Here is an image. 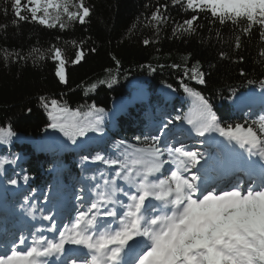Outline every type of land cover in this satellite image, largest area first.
<instances>
[{
  "label": "snow or ice",
  "instance_id": "1",
  "mask_svg": "<svg viewBox=\"0 0 264 264\" xmlns=\"http://www.w3.org/2000/svg\"><path fill=\"white\" fill-rule=\"evenodd\" d=\"M171 2L185 10L210 11L220 24L230 21L239 25L241 20H246V26L241 29L245 34L259 25L260 39L264 41V0ZM28 4L26 11L32 21L47 28L59 26L61 30L71 27L74 21L86 23L91 11L85 0H28ZM11 6L18 20L28 19L22 14V0H11ZM160 8L166 9L167 5H160L149 18L156 22L157 35L159 26L169 19ZM39 12L43 14L37 15ZM197 20L198 16L193 15L182 23L173 22V35L194 34ZM235 40L239 48L240 36ZM143 43L148 45L150 41L144 39ZM71 44L77 47L71 63L77 64L83 58V50L75 40ZM2 51L7 62L13 57L26 60L39 49L34 48L28 56ZM220 56L224 58L225 53L221 52ZM260 56L264 57V48ZM49 58L58 62L55 75L61 83H66L68 61L62 49L53 45ZM198 65L199 61L191 68L185 65L183 75L203 85L206 73ZM171 67L180 69L179 64ZM115 82V77H111L109 87ZM259 85L264 90V78L259 80ZM90 87L94 90L96 84ZM180 87L191 100L187 113L168 120L160 135H146L142 147L127 145L121 140L115 146L118 153L115 157L99 152L91 157L106 165L110 172L101 173L103 183H96L92 188L86 210L78 209L75 218L63 227L50 216H43L52 224L48 229L53 233L51 238L37 230L30 233V242L23 234L8 241L0 240V264H264V115L250 123L245 119L243 124H222L205 95L183 79ZM235 91L231 89L233 95ZM40 102L51 121L48 127L58 129L73 143L89 132H103L102 108L91 105L87 111H81L44 96ZM174 121L189 126L190 138H204L196 141L200 144L218 134L227 145L247 153L249 162L244 176L233 173L218 181L206 168L208 159L204 152L189 149L181 140L168 143L162 139L165 129ZM15 135L10 127L0 126V144L10 143ZM251 157H258L259 163L252 162ZM88 159L83 157L85 161ZM12 163L15 161L0 159V170ZM9 183L15 185L17 180L11 179ZM66 246H75V249Z\"/></svg>",
  "mask_w": 264,
  "mask_h": 264
},
{
  "label": "trees",
  "instance_id": "2",
  "mask_svg": "<svg viewBox=\"0 0 264 264\" xmlns=\"http://www.w3.org/2000/svg\"><path fill=\"white\" fill-rule=\"evenodd\" d=\"M85 3L91 10L87 22L74 21L71 27L61 30L59 26L47 28L32 21L26 11L28 0H22V14L28 17L25 21L15 17L11 0H0V126L10 127L16 133L10 143L0 144V159L15 161L5 165L0 176L6 188L11 185L9 180L15 179L20 191L62 192L68 181L80 174L88 180L89 176L97 179L102 172L109 173L106 165L91 157L98 152L115 157L118 154L115 146L121 140L142 147L149 120L164 125V119L171 120L189 111L187 103L167 100L164 92L155 95L168 85L177 95H183L182 79L209 99L222 124L253 120L251 115L244 116L231 107L229 101L248 89L260 88L259 80L264 78V57L260 56L264 41L260 39L259 25L245 34L241 29L246 20L239 25L230 21L220 24L210 11L185 10L171 0H85ZM162 4L167 8L160 11L169 19L159 26L157 35L156 22L149 18ZM193 15L198 16L194 22L197 31L174 36L173 22L182 23ZM237 35L239 48L235 46ZM144 39L150 43L144 45ZM73 40L83 50V58L77 64L71 63L77 50L71 44ZM53 45L60 47L67 58L66 83L55 75L58 62L49 58ZM34 48L39 52L26 60L15 57L4 60L2 50L28 56ZM221 52L225 53L224 58ZM41 54L43 59L35 58ZM197 61L199 69L206 73L203 85L183 75L185 65L191 68ZM172 64H179L180 69L172 68ZM111 77L116 82L109 87ZM139 78L146 81L130 88L129 83ZM249 80L253 83L249 84ZM92 84H96L94 90ZM231 89L236 90L235 95ZM41 96L55 98L81 111H87L91 105L102 108L103 132H89L73 143L58 129L48 127L51 121L40 102ZM176 126L179 125L173 127ZM84 156L89 159L83 160ZM50 169L53 173H48ZM22 196L20 193L13 196L10 205H19L25 199Z\"/></svg>",
  "mask_w": 264,
  "mask_h": 264
},
{
  "label": "rangeland",
  "instance_id": "3",
  "mask_svg": "<svg viewBox=\"0 0 264 264\" xmlns=\"http://www.w3.org/2000/svg\"><path fill=\"white\" fill-rule=\"evenodd\" d=\"M50 12L52 11L51 9L49 10ZM40 15H42V12H39ZM146 81V79L144 78H140V79H136L130 82L129 87L130 88H137L140 84L144 83ZM165 93L166 95V99L170 100V99H178L180 101V103L185 104L187 103L189 105V108H191V100L190 98L183 93V95H177L172 89L168 88V87H161L158 91H156L155 95L156 96H160L162 93ZM262 92H264V90L262 89H257V90H249L243 94L238 95V97H234L230 102L231 105L233 106H239L240 108H245V112H249L247 109L252 108L254 109L253 112L256 113V115L260 114V115H264V110L259 111L257 109V105H264V95H262ZM250 106V107H249ZM252 106V107H251ZM244 113V112H243ZM185 114V113H184ZM183 114V115H184ZM152 120H149L148 123H150ZM184 126V128L180 129L182 132L178 131H172V132H165L166 135L164 137H162V139H167L168 143H176L177 140L183 141V143L185 145H187L189 147V149L191 150H195V151H201L204 152L206 154V151H210L212 150V146L211 147H206V146H210V145H206L203 147H200L198 145H196V143H193L195 140L190 138L187 132L188 129V125L186 124H182ZM153 126V125H152ZM151 126V128H152ZM159 123H156V127H153L152 129L150 128V134L151 135H160V129L162 127H159ZM149 129V128H148ZM181 135V137H177L176 136ZM226 143V142H224ZM220 144V143H218ZM179 146V145H177ZM223 146V145H222ZM224 146L229 147V145L225 144ZM214 149L216 150V148L214 147ZM212 155L211 157L207 156L206 159H208V165L206 166V168L209 170V172L214 176V177H218V181H221L222 179H226L228 177H231L233 175V173H235L236 175H239L241 177L244 176L245 174V170L240 171V170H235V171H231L232 166L234 167L233 164L237 163V160L234 159L233 163L230 162H225L223 160H221V158L219 156L216 157L215 155V151H211ZM248 157V156H247ZM232 159V156L229 160ZM221 162V164H223V166L220 168L218 165L219 162ZM201 164H203V161H201ZM228 168V169H225ZM193 171H195V169H193ZM231 171V172H230ZM50 173V172H49ZM190 175V174H189ZM72 177V176H71ZM103 182V181H102ZM123 183V182H121ZM14 186V185H13ZM0 189L3 190L2 195H0V198L4 199V197H8V195H14L15 193H17L18 188L17 187H13L10 190H7L1 183H0ZM42 195L43 197H41L40 199L43 201L40 205V207L38 206V199L40 196ZM27 199L26 202L24 203V209H21L16 213H14V221L11 220V218L9 217L8 213L2 214L3 217L0 216V240H4V241H8L11 240L13 238V236L17 237L18 234L16 233V230L14 229V231H11V228L9 226V222L11 223V227L14 226V228L16 227V225H20V222H22L21 224H23V221H25L24 219H26L28 216L31 218L30 220L33 222H44V224H46L47 227H50L52 224L48 221V220H44L43 219V214L44 216H50L52 217L55 214V210L61 211L62 212V208L61 205L58 204L55 208H52L51 204L49 203V201H47L48 199V195L46 194H40V193H36V192H32L29 193V195H26ZM51 197V196H49ZM57 197V196H55ZM92 197V195H87V198L85 201H88L90 203V198ZM62 197L58 198V200H61ZM53 201H57L56 199H53ZM4 207H3V206ZM2 205H0V212H4V211H8V204L6 206V203L2 202ZM80 206L75 205L74 210L79 208ZM87 208V207H86ZM3 209V210H1ZM37 210L39 211V215H37ZM86 210V209H85ZM29 211L32 212V215H29ZM27 214V215H25ZM33 219V220H32ZM22 226V225H21ZM38 229H42V227H38Z\"/></svg>",
  "mask_w": 264,
  "mask_h": 264
},
{
  "label": "bare ground",
  "instance_id": "4",
  "mask_svg": "<svg viewBox=\"0 0 264 264\" xmlns=\"http://www.w3.org/2000/svg\"><path fill=\"white\" fill-rule=\"evenodd\" d=\"M208 143H209V139H207V143L206 144L208 145ZM229 147H231L229 149V151L225 150L224 152L221 153L223 158L226 159V160H229L231 158V156H232V159L230 161H234V159H236L237 155H241V156L245 157V158L243 157L244 158L243 160H245V163L243 165H247V162H249V157H246V153H242V151H239L236 147H233V146H229ZM251 161L255 162V163H259L257 158H255V157H251ZM225 169H228V168H225ZM2 192H3V190L0 189V195H2ZM29 192H31V191H29ZM2 200L3 199L0 200V204H1ZM45 231L43 230L42 232L45 233Z\"/></svg>",
  "mask_w": 264,
  "mask_h": 264
}]
</instances>
